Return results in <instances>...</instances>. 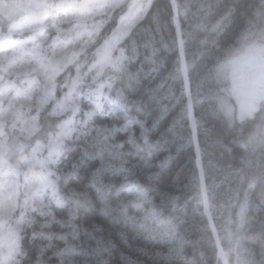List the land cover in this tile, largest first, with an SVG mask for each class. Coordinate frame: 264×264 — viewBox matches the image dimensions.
Listing matches in <instances>:
<instances>
[{
	"label": "trees",
	"instance_id": "1",
	"mask_svg": "<svg viewBox=\"0 0 264 264\" xmlns=\"http://www.w3.org/2000/svg\"><path fill=\"white\" fill-rule=\"evenodd\" d=\"M9 20L0 11V27ZM245 34L264 36V0H147L116 44L118 70L78 74L74 127L47 185L16 213L14 264H221L219 248L230 264H264V104L251 118L228 115L217 73ZM62 124L44 105L31 135L10 138V159Z\"/></svg>",
	"mask_w": 264,
	"mask_h": 264
},
{
	"label": "rangeland",
	"instance_id": "2",
	"mask_svg": "<svg viewBox=\"0 0 264 264\" xmlns=\"http://www.w3.org/2000/svg\"><path fill=\"white\" fill-rule=\"evenodd\" d=\"M11 1L0 7L10 19L5 28L0 27V264L15 263L20 236L16 213L47 185L48 167L62 134L74 127L73 115L80 105L77 88L82 83L78 74L84 72L91 82L89 71L96 77L106 68L118 70L116 44L147 7V0ZM122 6L124 13L108 39L89 51L98 31ZM217 73L227 81L221 97L230 102L224 104L226 113L238 120L253 117L264 104V36L251 39L245 34L218 65ZM47 104L63 118L60 133L27 153L18 148L11 160L10 138L31 135L38 111ZM191 126L194 132L195 121ZM200 152L195 145L198 159ZM203 207L212 222L206 198ZM217 256L221 264H230L229 252L219 248ZM234 264L241 263L235 259Z\"/></svg>",
	"mask_w": 264,
	"mask_h": 264
}]
</instances>
